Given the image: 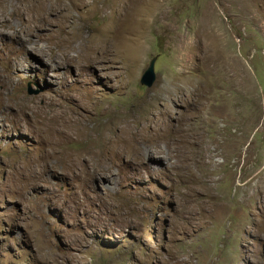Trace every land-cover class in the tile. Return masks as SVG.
<instances>
[{"label":"rangeland","instance_id":"obj_1","mask_svg":"<svg viewBox=\"0 0 264 264\" xmlns=\"http://www.w3.org/2000/svg\"><path fill=\"white\" fill-rule=\"evenodd\" d=\"M66 1L69 33L60 32L59 41L65 44L80 26L89 38L112 40L120 57L111 64L126 71L114 76L116 90L99 95L134 124L145 123L149 113L163 120L167 130L156 144L165 150L168 142L174 153L164 152L165 162L159 155L156 174L136 180L144 162L116 161L95 140L107 159L97 156V166L110 169L112 180L62 177L60 166L25 185L26 160L48 154L28 121L13 131L8 116L22 108L12 94L43 102L63 99L67 88L47 92L48 78H56L44 75L46 64L26 65L25 77L8 67L7 47L15 45L0 36V74L16 71L19 81L16 88L0 85V101H7L0 115V264H264V0ZM17 3L10 0L5 15L21 20L20 29ZM48 4L55 7L56 0ZM59 14L57 8L51 16ZM59 25L54 20L51 29ZM50 32L32 35L33 44L50 46ZM153 57L155 79L146 86L140 77ZM66 70L54 73L57 86L74 89V68ZM103 108H92L90 128L110 118ZM84 143L74 138L67 146L79 150ZM137 151L132 158L143 149Z\"/></svg>","mask_w":264,"mask_h":264},{"label":"bare ground","instance_id":"obj_2","mask_svg":"<svg viewBox=\"0 0 264 264\" xmlns=\"http://www.w3.org/2000/svg\"><path fill=\"white\" fill-rule=\"evenodd\" d=\"M48 1L50 0H18V3L14 6V10L18 11L22 21L25 23L20 28L23 29L22 32H24V34L22 33L18 36L20 29L16 28V24L20 23L21 20L11 22L7 19V15H5L7 14L5 6L10 2V0H0V27L10 28L6 31L0 30V36L5 37V39L7 38L6 43L15 45L14 47H7V49H9V56H6L8 67L11 69L17 68V70L26 73L20 74L22 77H25L28 75L26 65L29 66V69H33L36 67L37 63L46 64L47 69L44 71V75L46 77L47 75H50L51 77L56 78H48L47 82L49 84V88L47 92L57 93L59 88L62 89V91L67 88V90L63 92V99L60 98L61 100H58L50 98L43 102L35 98H29L25 95L23 96L20 92L12 94L11 99L14 103L21 105L22 108L21 112L15 113L11 117L8 116L10 118L9 120L11 121L13 131H22L25 127L23 121H28L33 126V132L36 134L38 140L44 145V149L46 148V152L48 154V156L43 154L37 158L30 157L26 160L24 167L27 171L25 173V177L23 175L25 185H28L29 183L33 185L30 181L37 178L42 172L50 171L54 167L60 168V166H62L60 169L63 170L62 177H73L75 179H79V177L83 174H90L94 175L96 178H100L101 180L105 177L112 180V173L110 169L106 168L105 170H101V168L97 166L96 157L99 156L101 159H106V157L102 156L101 150L96 146V141L101 142L104 150L107 152L109 151L111 158L114 157L116 161H122L130 167L138 166L137 162L139 161L144 162V171L136 169L138 172L135 177L136 180L142 175V173L155 175L157 170V166L155 165L159 163V155H162L165 152V154L170 158V156L174 153L173 147L168 142L165 143V150L156 144V141L159 140L155 137L163 136L164 132L167 130L166 123H163V120H158L155 114L149 113L148 117L145 118V123L134 124L133 122L136 121L131 119V115L128 118H125L126 116L124 117V111L117 112L116 110H112L111 106L105 105L102 96L99 95V91L102 92L106 89L116 90L118 85L114 82V76H119L123 73V71H126L125 68H120L111 64V62L119 56L120 49L117 48L113 41L108 39L107 36L101 38H89L83 32L84 26H80L73 33L72 37L65 42V44L59 41L60 32L64 34L69 33L71 14L70 11H68V3L66 4L68 1L56 0L55 7L49 5ZM80 1L86 5L85 3L87 0L84 2L83 0ZM124 2L125 1L123 0V3ZM57 8L61 10V15L59 14L52 17L51 14L53 10ZM122 11L123 9L121 7L118 16L116 15V19L120 17ZM94 14L95 13L92 15ZM54 20L60 21L59 28L55 30L51 29ZM43 29H46V33H41ZM49 31H51L50 33H53L50 46L44 45V47H37L33 44L36 42L32 35L39 37V33L46 35ZM84 35H86L87 40H84ZM41 37L42 36L40 35V38ZM52 44H54L55 47L52 46ZM3 45H5L4 42ZM52 50H54L55 53H52ZM51 53L53 55L50 56ZM51 59H54V61L50 62ZM61 67H64V70H62ZM69 67L74 68V76L70 81L78 87L76 86L74 89H71L72 85L67 84L66 87H58L57 84L59 82L57 76L54 75L65 74L67 71L66 69ZM19 68H22L23 70H20ZM87 71L90 72L87 73ZM15 72L13 70H8L6 73L7 75L0 74V85L5 89L12 87L16 88L19 81L17 80ZM36 75L35 77H37ZM93 78H101L102 81L98 82ZM99 84L102 85V87H98ZM79 86L83 87V90H81L82 88L80 89ZM69 87L71 88L69 89ZM198 87L197 83L195 85V91L198 90ZM202 89L205 90L206 88L202 86ZM199 95L201 96L200 93ZM41 97H44V95ZM6 102L7 101H0V108H2L0 115L6 112L4 109L7 104ZM99 104L101 106L103 105V112L106 114L108 113L110 118L104 122L98 123L94 128L91 127L97 131V133L93 134V130L89 127L88 121L91 120L90 116L92 108ZM125 114H127L126 111ZM0 121L2 120L0 119ZM2 124L0 123V125ZM162 124L166 128L164 131L160 128V125ZM7 129L6 131L8 132ZM74 138H77L79 141H84L86 146H83V148L79 150L70 149L67 144ZM161 144L164 145L163 143ZM140 148L143 149V152L136 154L132 158V155ZM59 150H61V153H58ZM166 155H162L160 157L163 162L168 159ZM124 156L127 158H123ZM149 159L151 160L148 162ZM100 196L101 194H99V197ZM115 207H119V204L117 203L112 205L113 209H115ZM117 214H120V209ZM189 219L192 220L191 216H189ZM119 221L127 224H133L135 219L133 217H120Z\"/></svg>","mask_w":264,"mask_h":264},{"label":"water","instance_id":"obj_3","mask_svg":"<svg viewBox=\"0 0 264 264\" xmlns=\"http://www.w3.org/2000/svg\"><path fill=\"white\" fill-rule=\"evenodd\" d=\"M156 57H153L147 66V68L143 71L140 77V83L145 84L146 86H151L155 79V71H154V63Z\"/></svg>","mask_w":264,"mask_h":264}]
</instances>
